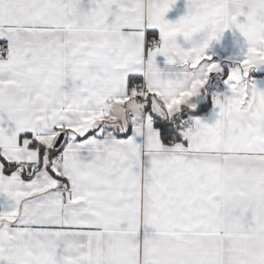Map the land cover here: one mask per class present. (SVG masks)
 I'll return each mask as SVG.
<instances>
[{
  "label": "snow or ice",
  "instance_id": "snow-or-ice-1",
  "mask_svg": "<svg viewBox=\"0 0 264 264\" xmlns=\"http://www.w3.org/2000/svg\"><path fill=\"white\" fill-rule=\"evenodd\" d=\"M175 3L0 0V264H264V0H186L172 22ZM229 29L215 104L254 114L243 143L219 119L179 130ZM220 151L245 161L224 195L201 155Z\"/></svg>",
  "mask_w": 264,
  "mask_h": 264
},
{
  "label": "crops",
  "instance_id": "crops-1",
  "mask_svg": "<svg viewBox=\"0 0 264 264\" xmlns=\"http://www.w3.org/2000/svg\"><path fill=\"white\" fill-rule=\"evenodd\" d=\"M237 7L253 8L251 5H245L243 0H238ZM187 12L186 0H176V3L172 6L169 12L166 14V19L175 22ZM244 46L243 37L239 35L238 32H234L229 29L221 36L218 41H214L208 50V54L212 56V61L220 62L219 64H224L226 57L233 58L237 56ZM161 66H164L163 58H159ZM211 62V61H210ZM222 75L219 77L218 75ZM227 69L221 72H214L209 74V82L205 85L203 89L200 90L199 94L194 96L189 104L194 105V107H189L188 105H183L181 108L182 112L191 113L193 110L198 109L206 103L211 104L210 109L198 115L188 114L184 121L182 131L194 123L196 119H200L202 122L209 125L214 124L217 119L220 121V128L223 136L232 142L243 143L249 138V134L241 131L240 136L237 137L235 134V129L238 127L234 121H229L225 119V116H231L234 112L241 108H247L246 106L235 107L231 110L225 111L222 116H218V108L216 107V98L222 99L224 96L231 95L229 83L227 80ZM248 79L250 82L255 83L257 88L264 90V66L259 69H255L254 72H250ZM248 109V108H247ZM249 112H251L248 109ZM254 119V114L253 117ZM253 127L249 126V132L251 133ZM208 159L216 161L218 167L210 168L206 171L204 175L205 182L210 185L217 194L224 195L227 194L232 187V177L228 174L232 171H238L244 164V157L240 153L233 151H220V152H210L201 154Z\"/></svg>",
  "mask_w": 264,
  "mask_h": 264
},
{
  "label": "clouds",
  "instance_id": "clouds-1",
  "mask_svg": "<svg viewBox=\"0 0 264 264\" xmlns=\"http://www.w3.org/2000/svg\"><path fill=\"white\" fill-rule=\"evenodd\" d=\"M243 3L245 5H251L253 8L261 7L260 0H243ZM252 117V112H249L247 108H241L234 112L231 116L226 115L225 119L235 122V124L238 126L235 129V134L237 135V137H239L241 131L249 135L251 134L249 132V126L251 125L252 127H254L255 124V120Z\"/></svg>",
  "mask_w": 264,
  "mask_h": 264
},
{
  "label": "trees",
  "instance_id": "trees-1",
  "mask_svg": "<svg viewBox=\"0 0 264 264\" xmlns=\"http://www.w3.org/2000/svg\"><path fill=\"white\" fill-rule=\"evenodd\" d=\"M210 107H211V104L209 102V103H206L203 106L199 107L198 109L193 110L191 113H188L185 111L180 113V120L183 121V123L179 124V130L182 131L184 121L187 118L188 114H192V115H198L199 114L200 115V114L207 112L210 109ZM177 136H179V132L177 133ZM165 142H166V140H165Z\"/></svg>",
  "mask_w": 264,
  "mask_h": 264
},
{
  "label": "rangeland",
  "instance_id": "rangeland-1",
  "mask_svg": "<svg viewBox=\"0 0 264 264\" xmlns=\"http://www.w3.org/2000/svg\"><path fill=\"white\" fill-rule=\"evenodd\" d=\"M220 63V62H219ZM224 64H220V66H221V68H222V70H224V67L227 69V72H229V69H230V67H232V64H233V61H232V59H230L229 57H226V61L225 62H223ZM255 71V69L254 70H251L250 72H254ZM249 72V73H250ZM219 77H222V75L220 74V75H218Z\"/></svg>",
  "mask_w": 264,
  "mask_h": 264
}]
</instances>
